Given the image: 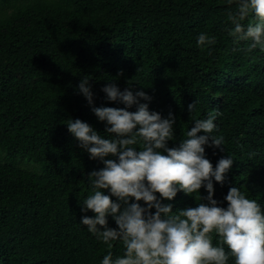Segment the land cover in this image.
<instances>
[{
	"label": "trees",
	"instance_id": "16d2710c",
	"mask_svg": "<svg viewBox=\"0 0 264 264\" xmlns=\"http://www.w3.org/2000/svg\"><path fill=\"white\" fill-rule=\"evenodd\" d=\"M236 10L227 0H0V264H101L108 253L80 222L94 216L81 210L92 194L89 173L104 165L66 124L80 119L111 138L92 112L126 107L107 99L109 84L144 91L152 99L140 103L174 115L168 147L219 111L212 135L224 137V151L205 146V156L213 166L227 156L234 163L223 185L213 178V198L226 207L229 189L239 187L264 209V50L249 52L250 40L229 36L227 13ZM200 33L216 43L198 47ZM85 77L92 106L78 90ZM199 194L208 195L179 191L163 203L196 207ZM112 244L113 258L123 256L122 243Z\"/></svg>",
	"mask_w": 264,
	"mask_h": 264
},
{
	"label": "clouds",
	"instance_id": "9594fccd",
	"mask_svg": "<svg viewBox=\"0 0 264 264\" xmlns=\"http://www.w3.org/2000/svg\"><path fill=\"white\" fill-rule=\"evenodd\" d=\"M227 2L237 5L235 12L227 13L233 25L229 36L237 42L250 40L249 52L257 46L264 50V0ZM250 16L254 20L245 27L242 21ZM215 43L216 38L206 33L197 38L201 48ZM78 90L92 106L94 94L88 77L80 82ZM102 91L109 101L126 106H92L99 121L106 122L105 131L111 138H103L80 119H69L66 124L90 158L99 159L104 165L89 173L92 194L83 201L81 209L94 216L85 215L80 221L109 249L101 264H228L230 258L234 264H264L261 205L239 187L229 189L224 197L226 207L213 198V178L223 185L234 163L227 156L213 166L205 156V146L224 151V137L212 135L217 129L214 121L221 113L214 111L206 119H196L186 138L178 146L168 147V142L175 139L171 112L163 118L150 111L147 103H140L152 99L144 91L133 94L129 89L121 91L115 84ZM196 104L194 101L188 105L190 113ZM133 105L137 106L136 111L127 110ZM201 132L204 134L199 135ZM202 187L208 195L195 196L199 201L196 207L174 211L171 203H163L172 201L179 191L191 195ZM105 190L110 194L106 195ZM108 217L117 227H109ZM113 241L122 243L123 256L113 258Z\"/></svg>",
	"mask_w": 264,
	"mask_h": 264
},
{
	"label": "rangeland",
	"instance_id": "374dc122",
	"mask_svg": "<svg viewBox=\"0 0 264 264\" xmlns=\"http://www.w3.org/2000/svg\"><path fill=\"white\" fill-rule=\"evenodd\" d=\"M0 156L5 157L4 153L0 152ZM20 162L24 165H28V166H34L32 160L27 161V157H22V159H20Z\"/></svg>",
	"mask_w": 264,
	"mask_h": 264
}]
</instances>
